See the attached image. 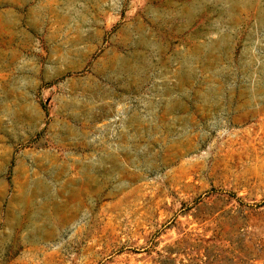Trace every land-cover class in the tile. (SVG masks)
I'll use <instances>...</instances> for the list:
<instances>
[{
    "label": "rangeland",
    "instance_id": "obj_1",
    "mask_svg": "<svg viewBox=\"0 0 264 264\" xmlns=\"http://www.w3.org/2000/svg\"><path fill=\"white\" fill-rule=\"evenodd\" d=\"M0 264H264V0H0Z\"/></svg>",
    "mask_w": 264,
    "mask_h": 264
}]
</instances>
